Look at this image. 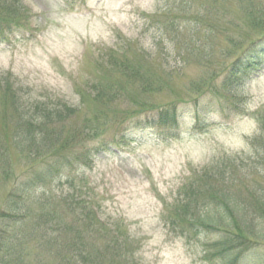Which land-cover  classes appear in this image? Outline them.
<instances>
[{
  "label": "rangeland",
  "instance_id": "rangeland-1",
  "mask_svg": "<svg viewBox=\"0 0 264 264\" xmlns=\"http://www.w3.org/2000/svg\"><path fill=\"white\" fill-rule=\"evenodd\" d=\"M19 2L31 16L29 32L0 36L9 38L0 41V210L18 185L32 189L25 179L45 161L53 169L20 209L23 220L9 233L18 228L20 236L5 246L14 254L7 253V264H69L61 260L65 245L46 239L44 214L59 219L57 234L73 227L92 241L82 247L93 252L87 264H223L211 246L226 232L186 225L194 219L183 214L180 197L189 191L223 203L220 194L228 193L246 219L264 220V166L249 158L264 111V65L239 79L227 71L264 33V0ZM40 102L64 103L68 112L36 121L47 141L36 147L17 135L34 128L30 115ZM168 106L175 107L174 125L137 119ZM98 122L108 123L104 145L90 138ZM85 146L91 151L77 161L74 153ZM224 165L228 174L219 177ZM223 205L234 225L240 214ZM244 234L243 247L264 249V241ZM121 235L128 244L119 257L113 246Z\"/></svg>",
  "mask_w": 264,
  "mask_h": 264
},
{
  "label": "trees",
  "instance_id": "trees-1",
  "mask_svg": "<svg viewBox=\"0 0 264 264\" xmlns=\"http://www.w3.org/2000/svg\"><path fill=\"white\" fill-rule=\"evenodd\" d=\"M2 3L5 4L4 11L0 13V36L6 35V32L13 31L15 29H24L29 28L30 24L28 22V19L31 17L26 11L23 10L21 7V4L19 0H7L3 1ZM22 8V9H21ZM29 24V25H28ZM199 25V24H198ZM10 33V32H9ZM6 39V38H4ZM264 65V33L259 36L256 40H252L249 44L244 46L242 48L241 53L229 64L228 70L229 75L228 78L232 77L233 79H239L238 77L240 75L245 74L246 70H249V72L253 73L255 70H258ZM239 74V75H238ZM18 102L22 103L21 100L17 99ZM23 104V103H22ZM25 105V104H24ZM21 105L15 104L12 106L13 110L19 114V111L24 112L25 111L19 107ZM36 111H33V114L30 115V118H35L34 122V128H27L22 129L20 128V131L18 132V138L22 139L23 137L26 140H32L35 143H37V146H42L46 144L47 141H45V133H44V127L40 126L36 121L39 122H53L61 119L65 116V114L68 112V107L64 103L59 104L57 102H51V103H43L40 102L39 104H36ZM27 112L29 113V107L26 106ZM24 113L19 114L20 117H23ZM175 107H163L159 110H156V115H153L152 117L147 116L146 119L141 120V118H137L141 123L145 122H151L150 120L153 119H161L160 121L164 124H172L174 125L177 120H175ZM153 114V113H150ZM127 114H124L126 116ZM140 115V114H138ZM149 115V114H148ZM260 116L259 119V127L260 131L257 136H255L253 139L249 141L250 148L253 149L252 156L249 158L254 161L255 164L264 166V111L263 113L258 114ZM136 117V116H135ZM119 119L116 120V122ZM99 121V120H98ZM121 122V121H120ZM108 123H101L98 122V124L92 128L90 131L92 139H97L96 144H103L104 143V129L105 126ZM30 124L27 126L29 127ZM100 127V128H99ZM95 129V130H94ZM101 131V132H100ZM102 136V137H101ZM45 141V142H44ZM104 145V144H103ZM90 148V150H88ZM87 149V153L91 151V146H85L84 150L75 152L74 155H78L77 157L74 156V158H78L77 161L80 159H85L86 157H81L83 154H85V151ZM64 157V156H63ZM62 157L57 158L56 162L57 165L62 163ZM51 161V160H49ZM40 163V162H38ZM46 164V165H45ZM56 165V166H57ZM209 167V166H208ZM219 170V177H224L228 174V172L225 171L226 167L225 165ZM57 168V167H56ZM50 165L45 161L44 164H42L39 168L35 169L36 173L29 175L28 179H25L28 182H32V189H27V191H24L25 189L22 187L21 190L19 189V185L16 188L18 191V194H13V200L10 202L8 206H5L1 208L0 210V264H7V261L9 260L7 253L14 255L13 253H10L6 251L5 246H7L8 243L15 244L19 240L20 231L17 228L15 230V236L9 235L10 230L17 227L19 225V222L23 220V217L21 213V210L25 204L26 201H31V197H34L33 191H37L41 188L42 184V175L46 173V171H49ZM60 168L56 169V171H59ZM24 182V181H23ZM22 182V184H23ZM19 190L21 192H19ZM187 191H184L182 196L180 197V202H183V214H186L187 217H193L192 223L190 221H185L186 225H191L194 228L198 230V232H205L208 233L211 232L212 229H222L226 232L221 237H216L217 239L213 241L212 248H216L215 255L217 254L223 264H241V263H248V264H264V249H255V247L247 249V246L243 247V244L241 241H245V237H248L246 234L241 235V233L244 230L249 231L251 234H253L254 237H256L255 241H264V220L261 222L252 221L251 218H245L243 214L244 208L241 205V201L235 196L228 193H222L220 194V199L223 203H220L216 198L212 197H200L197 193H192L188 195L185 194ZM203 195V193H201ZM212 198V199H211ZM209 199V200H208ZM10 198L8 197V201ZM69 204L68 209L72 210L73 204H75L74 200L68 199ZM178 202V200H177ZM227 204L230 208V210H233L235 212H238L240 214L239 221L234 222V225H232V221L227 216V209L224 207L223 204ZM186 209H188L186 211ZM82 208H78L76 206L75 213L79 214L80 211H82ZM243 210V211H242ZM186 211V212H185ZM12 214L11 216L9 215ZM52 216H56V213L52 214ZM41 220H39V223L41 224V228L43 230L49 231L46 235V239L48 241H53L57 245H65L63 248L64 251L67 252V256H64L61 258V260H66L69 262V264H87L88 259L86 258H93L91 256H88L90 253L93 252H83L82 247L85 245H88V242H92L90 239H84L81 236L74 233L75 230H73V227L68 231L67 236L59 235L54 231H57V228L59 229L58 222L59 219H48V215H42L40 216ZM176 224H174L175 226ZM232 225V226H231ZM178 226V225H176ZM234 227L236 229H239V234L235 232L228 231L229 228ZM224 228V229H223ZM241 228V230H240ZM180 230L183 232L186 231L183 229V227L180 225ZM241 232V233H240ZM74 233V234H73ZM246 233V231H245ZM69 234V235H68ZM8 237V238H7ZM120 241H117V243L113 246L115 250H117V256L124 255V252L121 254V247L123 249L127 248L128 241L125 236L121 235L118 237ZM240 238H242L240 240ZM238 240H240L239 243ZM50 242V243H51ZM4 244V245H3ZM60 250V249H59ZM88 256V257H87ZM101 256V254H99ZM85 258V259H84ZM96 260V258H94ZM98 262L103 261L102 257L101 259H97ZM10 262V261H9ZM59 262V260H58ZM120 264V263H119Z\"/></svg>",
  "mask_w": 264,
  "mask_h": 264
}]
</instances>
